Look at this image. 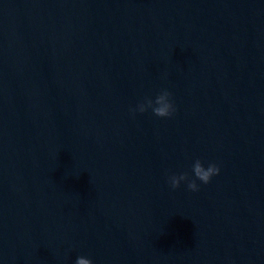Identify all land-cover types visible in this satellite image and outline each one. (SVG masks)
Listing matches in <instances>:
<instances>
[{
    "label": "water",
    "instance_id": "1",
    "mask_svg": "<svg viewBox=\"0 0 264 264\" xmlns=\"http://www.w3.org/2000/svg\"><path fill=\"white\" fill-rule=\"evenodd\" d=\"M78 256L264 264V0H0V264Z\"/></svg>",
    "mask_w": 264,
    "mask_h": 264
},
{
    "label": "clouds",
    "instance_id": "2",
    "mask_svg": "<svg viewBox=\"0 0 264 264\" xmlns=\"http://www.w3.org/2000/svg\"><path fill=\"white\" fill-rule=\"evenodd\" d=\"M149 110L156 117H171L176 111L172 93L167 89H161L154 99L146 96L130 109L133 115L144 114ZM191 173V176L188 173L171 174L167 177V183L173 190L178 189L184 183L188 190L197 192L199 191L197 181L204 185L209 184L214 176L219 175L220 167L214 162L205 164L202 160L196 159L192 163ZM75 264H92V261L87 257L78 256Z\"/></svg>",
    "mask_w": 264,
    "mask_h": 264
}]
</instances>
